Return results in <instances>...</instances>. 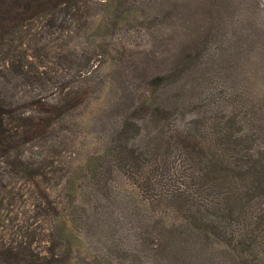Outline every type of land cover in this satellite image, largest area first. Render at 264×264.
<instances>
[{
	"label": "rangeland",
	"instance_id": "rangeland-1",
	"mask_svg": "<svg viewBox=\"0 0 264 264\" xmlns=\"http://www.w3.org/2000/svg\"><path fill=\"white\" fill-rule=\"evenodd\" d=\"M93 15L83 35L70 39L64 61L88 75L96 97L86 79L80 124L63 145L32 150L43 149L50 197L74 218L60 237L69 262L235 264L190 201L184 171L193 162L184 147L222 113L264 212V0H114L94 3ZM130 123L144 136L149 169L167 200V230L152 225L155 215L131 179L102 174L105 184L95 174L108 165L97 158L117 165L111 144L117 136L127 141ZM74 175L71 201L66 188Z\"/></svg>",
	"mask_w": 264,
	"mask_h": 264
},
{
	"label": "trees",
	"instance_id": "trees-1",
	"mask_svg": "<svg viewBox=\"0 0 264 264\" xmlns=\"http://www.w3.org/2000/svg\"><path fill=\"white\" fill-rule=\"evenodd\" d=\"M113 1L0 0V264H72L60 237L74 218L50 197L51 170L43 162V149L32 150L63 145L72 127L80 124L76 119L82 112L78 109L87 104L88 84L96 97V84L64 59L70 39L82 36L79 32L94 16L93 4ZM209 119V131L189 134L184 147L193 162V171H184L193 189L190 201L235 264H264L259 198L239 163L224 116L212 114ZM130 129L127 141L117 136L111 144L117 165L97 158L108 165L95 174L121 173L131 179L151 207L150 216L155 215L152 225L167 230L169 207L149 169L144 136L132 123ZM79 177L70 176L67 188L64 182L71 201ZM100 179L108 183V178Z\"/></svg>",
	"mask_w": 264,
	"mask_h": 264
}]
</instances>
